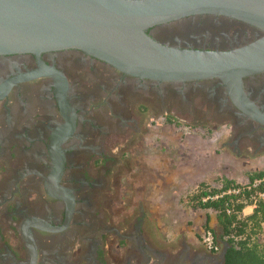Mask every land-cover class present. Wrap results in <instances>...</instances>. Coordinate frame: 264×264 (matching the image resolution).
Listing matches in <instances>:
<instances>
[{"label": "flooded vegetation", "instance_id": "obj_1", "mask_svg": "<svg viewBox=\"0 0 264 264\" xmlns=\"http://www.w3.org/2000/svg\"><path fill=\"white\" fill-rule=\"evenodd\" d=\"M147 33L197 50L259 36L209 14ZM238 93L219 79L128 75L77 49L0 55V264H29L34 250L36 264H224L223 244L195 251L158 236L159 120L196 128L186 139L187 153L208 160L198 164H227L226 155L245 165L264 157V124L237 105L264 112V73L245 77Z\"/></svg>", "mask_w": 264, "mask_h": 264}, {"label": "water", "instance_id": "obj_2", "mask_svg": "<svg viewBox=\"0 0 264 264\" xmlns=\"http://www.w3.org/2000/svg\"><path fill=\"white\" fill-rule=\"evenodd\" d=\"M201 14L241 21L259 36L229 50H197L164 45L147 33ZM67 49L160 82L219 79L243 98V79L264 73V0H0V55ZM237 106L264 124L256 105ZM36 261L34 250L29 264Z\"/></svg>", "mask_w": 264, "mask_h": 264}, {"label": "rangeland", "instance_id": "obj_3", "mask_svg": "<svg viewBox=\"0 0 264 264\" xmlns=\"http://www.w3.org/2000/svg\"><path fill=\"white\" fill-rule=\"evenodd\" d=\"M159 123V161L161 163L159 167L160 182L158 187V225L160 231L158 236L161 241H169L174 247H180V242L183 241L184 245L192 246L191 248L196 251L198 243L202 242L203 235L207 231L205 223L209 211L193 207L188 197L196 192L198 185L203 181L213 186H219V180L225 178L221 173L223 166L225 168L231 167V169H236V176H241L242 168L237 169L235 167L239 165L236 163L237 160L239 162L243 160L241 158L223 160L228 161V163L233 161V163L227 165L221 164L223 163L221 162L214 167H210L208 164H198L201 158H203L202 161L208 160L201 153H187L189 152L187 150L189 143L186 139V135L187 137L190 136L187 134L189 131H191L193 139L197 137L196 128L190 129L184 125H177L175 127L171 123L163 122L162 119L159 120ZM192 143L194 145L195 141L193 140ZM247 161L253 167H260L259 169L264 171L263 156L256 155L255 157H251L250 161L248 159ZM231 169H228L227 172H230ZM140 172V170H136V174ZM122 176H126L128 179L129 177L131 178L129 174ZM243 180L247 181L248 178L244 177ZM123 181L132 183V179L130 181L125 178ZM143 182V179L139 178L138 184L141 185ZM210 213L212 224L210 223L209 227L219 237V225L215 220L214 213L211 211Z\"/></svg>", "mask_w": 264, "mask_h": 264}, {"label": "trees", "instance_id": "obj_4", "mask_svg": "<svg viewBox=\"0 0 264 264\" xmlns=\"http://www.w3.org/2000/svg\"><path fill=\"white\" fill-rule=\"evenodd\" d=\"M263 176L264 171L253 172L249 183L244 185L227 178L219 180V186H212L203 181L198 185L196 192L188 197L193 207L214 213L222 231L220 238L209 227L210 213H207L205 226L214 234L215 243H227L224 264H264V200L256 201L258 192L263 191L264 186L248 188L255 179ZM237 187L244 189L237 194L227 192ZM217 195L219 197L215 198ZM255 202L257 206L254 212L251 215H243L244 208Z\"/></svg>", "mask_w": 264, "mask_h": 264}, {"label": "crops", "instance_id": "obj_5", "mask_svg": "<svg viewBox=\"0 0 264 264\" xmlns=\"http://www.w3.org/2000/svg\"><path fill=\"white\" fill-rule=\"evenodd\" d=\"M224 160H230V158L229 157H227L226 155H225V157H224ZM227 162V165H229L228 164V161H226ZM235 168H242L241 169V176H236L237 174H235V170L236 169H231V167L229 168H225L224 166L222 167V170H221V173H222V175L223 176H225V178H227V179H230V180H233V181H235L236 183H239V184H247V181H249L250 179V175L253 173V172H260L261 170L259 169L260 167H258V168H256V167H253L252 165H250V164H245V165H243V164H239L238 165V167H235ZM228 169H231L230 170V172H227V170ZM234 170V171H233ZM237 172V171H236ZM242 177V178H241ZM244 177L245 178H248V180L246 181V180H243L244 179ZM246 181V182H245ZM213 186V185H212ZM255 208H256V206L255 205H248V206H246L245 208H244V210H243V215H251L253 212H254V210H255ZM209 213H210V211H209ZM211 214V213H210ZM212 217V216H211ZM211 224H212V219H211V222H210ZM219 228H220V226H219ZM262 228H263V230H264V222H262ZM221 233H222V231H221V228H220V235H221ZM264 235V234H263ZM220 237V236H219ZM223 244V243H222Z\"/></svg>", "mask_w": 264, "mask_h": 264}, {"label": "built area", "instance_id": "obj_6", "mask_svg": "<svg viewBox=\"0 0 264 264\" xmlns=\"http://www.w3.org/2000/svg\"><path fill=\"white\" fill-rule=\"evenodd\" d=\"M259 186H264V176L263 177H259L257 179H255L253 181V183L251 184V186H248V188L250 187H259ZM242 189H244V187H237L234 189H230L227 192L230 193H234L237 194L239 193ZM258 198L256 199L259 200H264V190L258 192ZM219 197V195L215 196V198ZM253 205L257 206V202L253 203ZM203 244L210 250V251H214L217 252L219 251V244L215 243V237L214 234L212 233L211 230H207L205 231V234L203 235V239H202Z\"/></svg>", "mask_w": 264, "mask_h": 264}]
</instances>
